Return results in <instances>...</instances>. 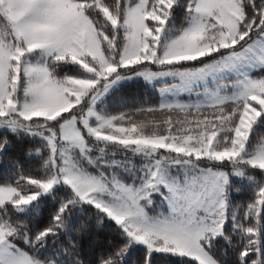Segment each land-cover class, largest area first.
<instances>
[{"label":"snow or ice","instance_id":"snow-or-ice-1","mask_svg":"<svg viewBox=\"0 0 264 264\" xmlns=\"http://www.w3.org/2000/svg\"><path fill=\"white\" fill-rule=\"evenodd\" d=\"M0 264H264V0H0Z\"/></svg>","mask_w":264,"mask_h":264}]
</instances>
